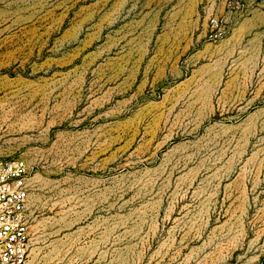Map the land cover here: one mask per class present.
Instances as JSON below:
<instances>
[{
    "label": "rangeland",
    "instance_id": "rangeland-1",
    "mask_svg": "<svg viewBox=\"0 0 264 264\" xmlns=\"http://www.w3.org/2000/svg\"><path fill=\"white\" fill-rule=\"evenodd\" d=\"M12 158L30 264H264V0H0Z\"/></svg>",
    "mask_w": 264,
    "mask_h": 264
},
{
    "label": "built area",
    "instance_id": "built-area-1",
    "mask_svg": "<svg viewBox=\"0 0 264 264\" xmlns=\"http://www.w3.org/2000/svg\"><path fill=\"white\" fill-rule=\"evenodd\" d=\"M27 173L28 166L23 159L0 160V264H30Z\"/></svg>",
    "mask_w": 264,
    "mask_h": 264
}]
</instances>
